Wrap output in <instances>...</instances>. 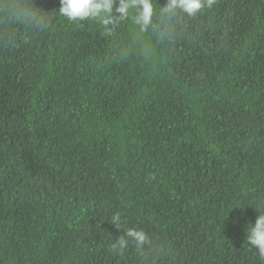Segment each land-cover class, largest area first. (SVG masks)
Wrapping results in <instances>:
<instances>
[{
    "label": "trees",
    "instance_id": "16d2710c",
    "mask_svg": "<svg viewBox=\"0 0 264 264\" xmlns=\"http://www.w3.org/2000/svg\"><path fill=\"white\" fill-rule=\"evenodd\" d=\"M153 25L0 20V264H264V0ZM167 33V34H165ZM121 227L112 224L115 214ZM146 242L116 246L129 229Z\"/></svg>",
    "mask_w": 264,
    "mask_h": 264
},
{
    "label": "clouds",
    "instance_id": "9594fccd",
    "mask_svg": "<svg viewBox=\"0 0 264 264\" xmlns=\"http://www.w3.org/2000/svg\"><path fill=\"white\" fill-rule=\"evenodd\" d=\"M214 3L215 0H167L161 12L169 18L176 16L178 12L194 16L204 7L211 8ZM60 4V14L70 22L98 20L107 29L109 26L114 28L120 21L131 17L141 31H147L153 25L152 0H60ZM0 20L20 24L40 23L36 13L24 3V0H0ZM111 222L120 228V215L118 213L113 215ZM129 240L142 246L147 236L143 230L129 228L125 236L118 239L116 246L123 248ZM247 241L264 260V213L259 214L255 224L249 226Z\"/></svg>",
    "mask_w": 264,
    "mask_h": 264
}]
</instances>
